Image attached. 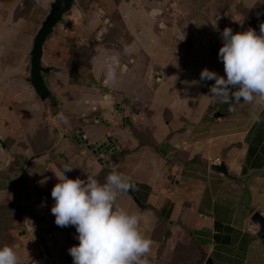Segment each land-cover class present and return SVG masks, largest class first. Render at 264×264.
Wrapping results in <instances>:
<instances>
[{
  "label": "crops",
  "instance_id": "1",
  "mask_svg": "<svg viewBox=\"0 0 264 264\" xmlns=\"http://www.w3.org/2000/svg\"><path fill=\"white\" fill-rule=\"evenodd\" d=\"M135 2H107L108 11L100 9L109 14L106 20L92 15L107 46L91 55L88 66L72 71L66 64L70 74L62 75L63 89L57 90L64 104L54 112L19 77L24 65L2 70L9 81H0V90L17 91L0 101L6 146L0 148L1 166L5 162L11 181L23 173L15 189L35 173L39 185L20 205L34 210L27 211L32 233L25 230L18 240L14 235L10 246L21 264H73L68 249L79 243L76 229L57 226L51 213L55 173L67 165L72 179L92 176L104 183L119 172L133 185L118 194L116 207L141 216V231L153 241L149 264H206L209 258L215 264H264V240L252 222L256 212L264 217V101L241 102L229 111L209 96L214 81L190 83L204 68L224 75L220 33L225 27L259 33L264 0H189L186 19L176 18V26ZM107 19L114 31L106 28ZM125 46L135 52L126 54ZM113 59L117 81L110 83L105 72ZM19 90L29 93L30 102ZM222 161L242 185L212 171ZM26 219L24 213L22 223Z\"/></svg>",
  "mask_w": 264,
  "mask_h": 264
},
{
  "label": "clouds",
  "instance_id": "2",
  "mask_svg": "<svg viewBox=\"0 0 264 264\" xmlns=\"http://www.w3.org/2000/svg\"><path fill=\"white\" fill-rule=\"evenodd\" d=\"M220 35L223 43L218 59L223 63L224 75L204 68L199 81L190 83L214 81L209 96L215 97L217 104L229 105V111L241 102L251 104L257 98L264 101V23L259 33L253 28L234 33L225 27ZM124 52L131 55L135 48L125 46ZM117 65L115 59L106 64L105 78L110 83L117 81ZM59 119L67 123L63 115ZM72 170L65 165L55 173L58 182L51 190V213L57 226L76 229L79 243L68 249L73 264H149L147 255L153 241L141 231V216L116 207L118 194L133 185L119 172L110 173L100 183L92 176L69 178L66 173ZM0 264H21L14 246L0 247Z\"/></svg>",
  "mask_w": 264,
  "mask_h": 264
},
{
  "label": "rangeland",
  "instance_id": "3",
  "mask_svg": "<svg viewBox=\"0 0 264 264\" xmlns=\"http://www.w3.org/2000/svg\"><path fill=\"white\" fill-rule=\"evenodd\" d=\"M114 1L116 0H75L72 10L64 16V20L56 26L53 34L46 42L44 48L45 57L43 61L46 66H52L55 68V71L49 74L50 76L48 77V83L51 85V88L55 90L56 95L54 94V100L56 106L49 101H46L45 103L41 101V104L45 105V107L53 108V112L54 108L64 104L62 103V98H60L58 95L57 90H59V88H61V90L63 89V83L61 79L62 75L67 76L70 74V72H68V70L65 68L68 61L70 60V65L74 64V70H76L77 63H81L83 66H88V58L91 57V55L96 57L97 51H102L103 48L107 46L105 37H97L99 35L98 30L100 29H97L93 26L92 19L94 17H92V15L96 14L103 18V20H106L109 14L100 11V9L104 8L107 10V8H109V4L107 2ZM126 1L127 0H117L116 5ZM135 1L136 2L132 5L136 8L147 9L148 13H162L164 17L167 15L168 17L166 16V20L172 26H176V18L179 19L182 17L183 19H186L187 16L185 13L190 7L189 0ZM53 2L54 0H0L1 83L4 79L9 81L8 77L4 75L2 70L6 72V70L13 69L10 66L17 63L20 66H25L24 76L19 77H23L25 79L28 78L31 65L30 53L33 47V42L36 34L50 12L51 4ZM85 6H87V9L89 8L88 16L86 17L84 16V9H86ZM125 11H127V9ZM200 11H203V9ZM172 14L174 15L171 17ZM108 19H110V17ZM108 19L106 28H108V31H114L116 25L110 26V21ZM14 31H16V33H14ZM109 37L112 38V36ZM7 38L9 39L6 40ZM88 44H90L91 47H88ZM95 47L96 49H93ZM105 52L109 54L111 50L106 49ZM99 72L103 73L102 67L100 68ZM13 84L17 85V83ZM126 84L128 83L126 82ZM9 89V91L6 89L0 90V101L5 97L6 99H8V97L11 98V95L14 93V91H17L12 88ZM19 92H24L22 96L24 100L30 99V95L27 91L19 90ZM74 95L79 96L77 94ZM65 99L67 98L65 97ZM36 113L38 118L41 115V112L37 111ZM1 117L2 116L0 115V118ZM58 124H60V122H58ZM77 126L80 125L78 124ZM77 131H79L78 128ZM40 134H42V132ZM4 137H6L5 133ZM1 159L2 158L0 157V160ZM4 166L5 162H2V166L0 162V247L5 245H14L16 243L14 242V235H16L15 239L18 240L20 238L19 236L25 230H30L29 232L32 233L31 229H33V223L31 222L32 220L29 221L27 211H30V215H33L34 210H22L23 208H20V205L25 204V200L23 198L24 195H26L27 192H30L35 187L37 188L39 186L38 184H35V173L34 175H28L30 176L28 180L25 181L26 178L23 180L22 184L24 185L21 188L15 189V186L17 185L23 173L20 176L16 174V176H18L17 181H15V177L11 181L10 178H8V171L4 168ZM18 168L19 167L15 169V172L18 170ZM8 179L9 181L7 182ZM41 200L42 198L37 196V194L34 195L35 202H40ZM24 213H26L27 219L25 223H22ZM13 231H17V233H13Z\"/></svg>",
  "mask_w": 264,
  "mask_h": 264
},
{
  "label": "water",
  "instance_id": "4",
  "mask_svg": "<svg viewBox=\"0 0 264 264\" xmlns=\"http://www.w3.org/2000/svg\"><path fill=\"white\" fill-rule=\"evenodd\" d=\"M74 2L75 0H54L51 4L50 12L36 34L33 42V47L30 53V73L27 81L42 102L49 101L56 105L54 94L46 82L47 76L54 72L55 68L44 64V47L47 39L53 34L55 27L62 22L64 16L70 12ZM0 147L2 149L6 148L2 139H0ZM211 169L212 171L225 176L234 185H242V182H244L232 175L223 161L219 165H213ZM252 222L259 228L258 237L264 240V217L256 212L252 217ZM206 264L215 263L213 259L209 258Z\"/></svg>",
  "mask_w": 264,
  "mask_h": 264
},
{
  "label": "trees",
  "instance_id": "5",
  "mask_svg": "<svg viewBox=\"0 0 264 264\" xmlns=\"http://www.w3.org/2000/svg\"><path fill=\"white\" fill-rule=\"evenodd\" d=\"M89 58H90V57H89ZM89 58H88V59H89ZM80 66H83V65H82L81 63H80V64L77 63V65H76V69L79 68ZM85 66H86V65H85ZM67 67H68L70 70H72V71L74 70V64L70 65V60H69L68 63H67ZM72 71H71V72H72Z\"/></svg>",
  "mask_w": 264,
  "mask_h": 264
}]
</instances>
